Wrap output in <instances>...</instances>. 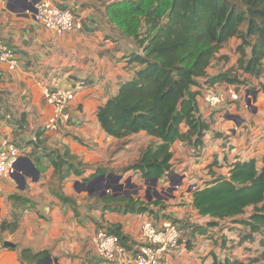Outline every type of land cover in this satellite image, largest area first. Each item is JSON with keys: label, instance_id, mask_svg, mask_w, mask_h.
<instances>
[{"label": "crops", "instance_id": "crops-1", "mask_svg": "<svg viewBox=\"0 0 264 264\" xmlns=\"http://www.w3.org/2000/svg\"><path fill=\"white\" fill-rule=\"evenodd\" d=\"M38 1L0 0V43L12 48L19 61L15 70H9L7 64L0 61V145L10 138L26 152L19 158L14 173L4 178L0 187V224L17 220L13 230L0 229V264H102L95 252L96 234L102 229L110 231L112 227L120 226L121 233L129 237L128 245L135 250L141 244V226L150 213L105 209L99 201L101 196L94 190L90 193L89 182L93 178L78 180L83 174H72L66 180L65 195L72 197L74 202L64 203L52 191L56 180L50 154L54 150L68 149L88 167L115 159L112 153L116 152L115 143L119 139L102 128L98 111L118 92L120 84L131 79L140 68L137 63L130 64L128 57L137 51V47L132 39L111 24L107 16L106 6L117 0H52L57 6L73 11L80 22V27L64 34L56 33L34 18ZM211 66L212 63L207 75L199 78V85L195 87L201 90L198 97L200 113L209 121H212L211 112L222 106L230 107L225 104L226 100L222 106L211 107L209 99L215 93L211 91L226 84V99H231L230 92H234L233 86L227 83H206L220 71L214 72ZM46 88L75 92V98L66 110L67 117L58 119L56 129L45 128L54 114L53 106L44 97ZM243 112L242 126L248 125L246 130L253 133L255 128L249 124L250 116ZM215 129L218 127L211 125V131L205 135L200 157L195 156L191 146L176 141L172 147L174 156L169 174L158 180L156 187L147 184L144 187L147 194L150 189L155 193V189L170 182L172 176H178L177 187L188 191L184 211L194 223H200L199 226L205 224L201 219L193 218L204 217H200L193 207V190L189 187L194 183L203 187L205 184L200 185L199 178L208 182L214 175L228 176L229 163L246 159L234 153L237 147L230 152L225 150L224 136ZM230 130L234 132V129ZM243 131L228 137L229 142L240 148L239 135ZM133 135L146 136L148 142L156 141L144 131ZM221 159L227 163L219 168ZM79 185L85 190L80 191ZM11 195L27 198L30 203L10 200ZM177 197L172 201L182 199ZM7 241L13 246H5ZM187 242L188 238L183 236L172 253L184 257L171 264L205 262L204 258L200 262L192 261L193 251L186 248ZM27 248L33 252L47 250L49 254L37 261L22 259L21 251ZM173 254H166V261H170ZM49 256L53 262L44 263Z\"/></svg>", "mask_w": 264, "mask_h": 264}, {"label": "trees", "instance_id": "trees-1", "mask_svg": "<svg viewBox=\"0 0 264 264\" xmlns=\"http://www.w3.org/2000/svg\"><path fill=\"white\" fill-rule=\"evenodd\" d=\"M106 13L111 24L134 41L137 51L128 56L129 63H137L140 68L99 108L98 119L102 128L118 139L142 131L156 138L127 170L139 172L144 180H160L171 170L172 147L176 141L188 144L200 155L212 122L200 113L198 97L201 90L195 87L199 85L198 79L207 75L223 44L233 37L240 38L238 69L256 78L264 73V0H117L106 6ZM245 24L246 30L243 29ZM235 72L234 67L219 71L206 83H236L239 79L233 75ZM262 89L264 92V85ZM50 157L57 182V188L52 191L64 203H73L74 199L62 192L64 182L72 174L82 175L89 167L72 156L68 149L54 150ZM229 167L228 176L214 175L203 187L192 191V205L200 217L208 219L205 225L185 224L182 227L180 223L172 222L183 231L187 229L185 232L193 237L199 233L207 236L220 226V230L226 229L229 226L226 223L232 225L228 229L239 237V242L249 240L255 234L264 235V159L262 166L256 157H251L236 159ZM105 172L99 167L90 178ZM99 199L107 210L149 212V216L152 215L151 206H164L159 199L146 201L130 195L115 197L112 192ZM10 200L30 203L18 195H11ZM118 202L124 206L114 204ZM248 209L252 212L248 213ZM16 227L17 220L0 224L1 231ZM107 231L118 236L126 249L137 251L128 245L129 237L121 233L120 226ZM218 238L214 243L224 249L226 240L222 236ZM260 243L264 257V240ZM191 245L187 242L189 248ZM48 254L47 250L33 252L27 248L21 251L22 259L31 261ZM210 256L209 264H241L231 256L218 257L214 250L209 251Z\"/></svg>", "mask_w": 264, "mask_h": 264}, {"label": "rangeland", "instance_id": "rangeland-1", "mask_svg": "<svg viewBox=\"0 0 264 264\" xmlns=\"http://www.w3.org/2000/svg\"><path fill=\"white\" fill-rule=\"evenodd\" d=\"M246 28L247 25L246 24L243 25V29L246 30ZM241 42H242L241 39L238 37L231 38L229 41L223 44L219 53L214 57L212 61L211 67L214 70V72H217L218 70L220 71L226 70L231 67L236 68V72L233 73V75L237 76L239 81L236 83H227L233 86L234 92L238 95V99L236 100H233L232 98L225 99L226 100L225 104L227 106H230L229 108L221 105L222 107L211 112V116H212L211 125L213 127L217 126L218 129H215L216 132L224 136V139L222 140L225 150L230 152L232 148L237 147V151L234 152L237 156H242L245 157L246 159H249L251 157H256L259 166H262L264 159V92L262 89L264 85V73L259 78H256L250 75L243 74V71L241 69H238L237 63L240 55L237 52V48L241 44ZM246 50L247 52H249L250 48L248 47L246 48ZM227 91L228 88L226 87V84H224V86H222L221 89L212 90L211 92L224 94L226 96L225 93ZM203 99L205 101V97H203ZM230 108H233V110H230ZM243 111H246L247 114H249L250 116L249 124L255 128L253 133H250L249 131L246 130L248 125L242 126L241 117L244 116ZM215 123H217V125ZM237 123H239L240 127L236 126ZM230 129H234V132H232ZM242 130L244 131L239 135L242 146L239 148L237 145H232L228 137L232 136L233 134H237ZM148 143L150 145L152 141L148 142L146 136L143 135H133L130 139L129 138L119 139V141L115 143L116 152L112 153V157L115 159L107 160L101 165H95V166L90 165L88 170H86V172H84L83 175L78 178V180L79 179L86 180L87 178L91 177L95 169L100 167L102 169H105L106 171L105 174L114 173L118 176L119 175L123 176L122 182L125 185L124 187L119 189L114 182H108V180H105L104 182L99 183L98 186H94L93 190L97 196L100 197V194H102L103 185L109 183L112 187L118 188L114 191V193L117 194L126 195L127 193L130 196L146 201L150 199L151 201L157 199L162 200L164 206L150 207L152 214L151 216L158 223L164 220H171L180 223L182 227H185V224L199 226L197 224L200 223H194L192 219L188 217L187 215L188 213L184 211L185 210L184 207L186 206V198L188 196L187 195L188 191L185 189H179L177 187L179 186L177 185L179 182L178 176H172L171 178L172 180L170 182L168 181V183H166L165 185H160V187L155 189V193L154 192L151 193V190L153 189H150V194H147L146 191L144 190L145 180L142 179L141 174L134 170H127L129 166H131L132 164H134L139 160L142 151L145 149V146ZM222 145L219 147H222ZM210 146H212V144ZM194 154L195 156L200 157L199 154L198 155L197 153ZM221 160H222V164L220 165L219 168L224 167L225 163H227L224 159ZM91 179L92 178H90V180ZM199 179H201L200 180L201 182L200 181L198 182L200 185H204L206 183L202 181V178ZM65 184L66 181L64 182L62 189V192L64 194H65L64 192ZM55 187L57 188L56 181L54 182L53 189ZM78 189L80 191L85 190L84 187L81 185H79ZM175 196H178L180 198L182 197V199H177L175 201H172V199ZM99 201L101 202L102 205L105 204L103 201L101 200ZM171 202H176V203H171ZM170 203L171 205H169ZM114 204L120 207L124 206V204L121 202ZM247 212L251 213L252 211L251 209H248ZM178 217H183V218L185 217L186 219L184 220L181 219L182 221L176 220V218ZM196 219H201L202 220L201 222H203V224H206L208 220L207 218H193V220ZM226 225L227 226L229 225L228 227H226V229L222 228L223 230H220L221 226L218 228H214L209 235L207 236L204 235V237H200V236L193 237L187 231L185 232V230L187 229L184 230L183 233L184 237H186V239L188 238L189 243H192L191 245L193 251V256H191L193 258L192 261L200 262L201 258L202 259L204 258L205 262L202 261L201 264H209L212 261L211 256L208 257L209 251L214 250L218 255V257L225 258V256H231L239 260L241 264H264V257L261 256L263 247L260 243V240L262 239L264 240V235L255 234L253 238L249 240H245L243 242H239V237H237L235 233L231 231V229H228L232 225H230V223H226ZM240 228H244V227L241 226ZM246 230L249 231L248 228H246ZM189 235L191 236L190 238ZM220 235L222 236V238L226 240L224 249H221L219 247L218 245L219 243H214V241L219 239L218 236ZM186 248L189 249L188 246ZM172 251L168 253V255L173 254ZM176 257L177 256L173 254L171 260L166 261L167 256H165L163 260V264H171V261H177L179 258L184 256L178 255V257L177 258ZM205 257H207V259H205Z\"/></svg>", "mask_w": 264, "mask_h": 264}, {"label": "built area", "instance_id": "built-area-1", "mask_svg": "<svg viewBox=\"0 0 264 264\" xmlns=\"http://www.w3.org/2000/svg\"><path fill=\"white\" fill-rule=\"evenodd\" d=\"M34 18L47 28L58 34H64L80 27L76 14L70 9L59 7L52 0H39L34 8ZM0 61L7 64L9 70H15L19 64L15 52L6 44L0 43ZM2 71L0 70V77ZM46 101L54 108V114L45 124L46 129H56L60 117H67V108L75 98L72 89L46 88L44 91ZM233 100L238 99L235 92H230ZM224 94L214 93L210 96L209 104L217 107L225 101ZM26 152L13 139H4L0 145V187L4 178L14 173L15 166ZM197 184L190 186L191 190L198 188ZM111 192V191H109ZM183 229L171 220L158 223L152 216L141 226V244L136 252L129 251L120 243L118 236L100 230L94 237L95 252L102 264H163L166 254L176 248L183 240Z\"/></svg>", "mask_w": 264, "mask_h": 264}, {"label": "water", "instance_id": "water-1", "mask_svg": "<svg viewBox=\"0 0 264 264\" xmlns=\"http://www.w3.org/2000/svg\"><path fill=\"white\" fill-rule=\"evenodd\" d=\"M35 10V9H34ZM20 160V159H19ZM18 163V162H17ZM109 179H114V181H116L117 183H118V185H119V189H121L122 187H124V183L123 182H121V180L123 179V176H118V175H116V174H114V173H108V174H101V175H98V176H96V177H94L90 182H89V185H90V193H92V190L94 189V186H98V184L99 183H101V182H104L105 180H108V182H109ZM127 182H128V180H127ZM145 182V184H147V185H149V186H157V184H158V179H152V180H145L144 181ZM133 185H135V184H133ZM116 189H118V188H114V187H112L109 183H107V184H104L103 185V192H102V194H100V196L101 197H103V196H105V195H107L108 193H109V191H112V193H114V191L116 190ZM115 194V197H117V196H121V194H117V193H114ZM126 196H129L127 193H126ZM5 244V246H13V244L12 243H10V242H5L4 243ZM56 261V260H55ZM45 262H49V263H51V262H53V258H51L50 256L47 258V260H45L44 261V263ZM57 262V261H56ZM58 263V262H57Z\"/></svg>", "mask_w": 264, "mask_h": 264}, {"label": "flooded vegetation", "instance_id": "flooded-vegetation-1", "mask_svg": "<svg viewBox=\"0 0 264 264\" xmlns=\"http://www.w3.org/2000/svg\"><path fill=\"white\" fill-rule=\"evenodd\" d=\"M121 181H122V180H121ZM109 182H114V183L116 184V186H118V188H119L118 183H117L116 181H114V179H109Z\"/></svg>", "mask_w": 264, "mask_h": 264}]
</instances>
